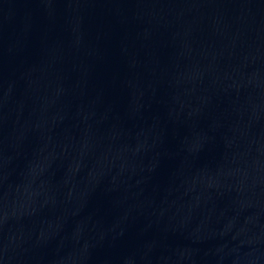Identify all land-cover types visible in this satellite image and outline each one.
I'll return each mask as SVG.
<instances>
[{"label": "water", "instance_id": "water-1", "mask_svg": "<svg viewBox=\"0 0 264 264\" xmlns=\"http://www.w3.org/2000/svg\"><path fill=\"white\" fill-rule=\"evenodd\" d=\"M0 264H264V0H0Z\"/></svg>", "mask_w": 264, "mask_h": 264}]
</instances>
